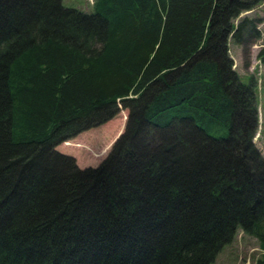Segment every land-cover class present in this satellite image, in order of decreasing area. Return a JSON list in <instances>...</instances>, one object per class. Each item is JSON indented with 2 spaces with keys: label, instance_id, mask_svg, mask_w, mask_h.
Returning a JSON list of instances; mask_svg holds the SVG:
<instances>
[{
  "label": "trees",
  "instance_id": "1",
  "mask_svg": "<svg viewBox=\"0 0 264 264\" xmlns=\"http://www.w3.org/2000/svg\"><path fill=\"white\" fill-rule=\"evenodd\" d=\"M263 2L0 0V264H212L238 230L264 264L256 80L227 53ZM120 108L98 166L57 150Z\"/></svg>",
  "mask_w": 264,
  "mask_h": 264
},
{
  "label": "rangeland",
  "instance_id": "2",
  "mask_svg": "<svg viewBox=\"0 0 264 264\" xmlns=\"http://www.w3.org/2000/svg\"><path fill=\"white\" fill-rule=\"evenodd\" d=\"M93 2L94 0H62L65 7L83 12L91 10ZM243 17L256 20L258 36L251 39L246 50L229 37L227 53L232 61V69L243 83H248L252 76L256 80L258 124L253 142L264 156V65L257 58L258 51L264 46V2L252 10L241 13L235 23ZM127 114V109L120 108L114 118L99 126L83 130L60 144L57 150L72 156L79 168L98 166L123 132ZM260 256L258 241L238 230L233 240L222 248L212 264H254Z\"/></svg>",
  "mask_w": 264,
  "mask_h": 264
}]
</instances>
